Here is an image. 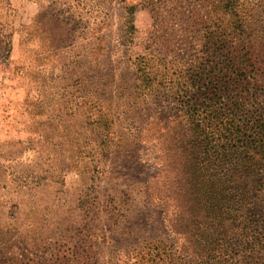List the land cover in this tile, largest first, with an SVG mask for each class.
Instances as JSON below:
<instances>
[{
  "label": "rangeland",
  "instance_id": "374dc122",
  "mask_svg": "<svg viewBox=\"0 0 264 264\" xmlns=\"http://www.w3.org/2000/svg\"><path fill=\"white\" fill-rule=\"evenodd\" d=\"M153 16L143 0H0V264H117L174 242L138 137L170 99L134 88Z\"/></svg>",
  "mask_w": 264,
  "mask_h": 264
},
{
  "label": "trees",
  "instance_id": "16d2710c",
  "mask_svg": "<svg viewBox=\"0 0 264 264\" xmlns=\"http://www.w3.org/2000/svg\"><path fill=\"white\" fill-rule=\"evenodd\" d=\"M143 1L134 88L170 94L138 135L159 165L145 193L174 242L117 264H264V0Z\"/></svg>",
  "mask_w": 264,
  "mask_h": 264
}]
</instances>
